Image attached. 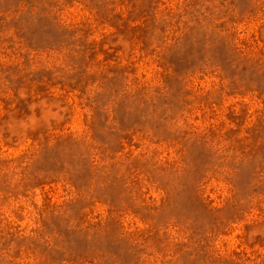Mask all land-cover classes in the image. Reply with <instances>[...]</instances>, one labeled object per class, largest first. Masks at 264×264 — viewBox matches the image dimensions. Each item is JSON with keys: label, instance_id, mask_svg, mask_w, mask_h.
Here are the masks:
<instances>
[{"label": "rangeland", "instance_id": "obj_1", "mask_svg": "<svg viewBox=\"0 0 264 264\" xmlns=\"http://www.w3.org/2000/svg\"><path fill=\"white\" fill-rule=\"evenodd\" d=\"M262 17L0 0V264H264Z\"/></svg>", "mask_w": 264, "mask_h": 264}, {"label": "clouds", "instance_id": "obj_2", "mask_svg": "<svg viewBox=\"0 0 264 264\" xmlns=\"http://www.w3.org/2000/svg\"><path fill=\"white\" fill-rule=\"evenodd\" d=\"M259 3H261L262 5H264V0H259ZM243 3L240 4V7H243ZM262 21H264V17H262Z\"/></svg>", "mask_w": 264, "mask_h": 264}]
</instances>
